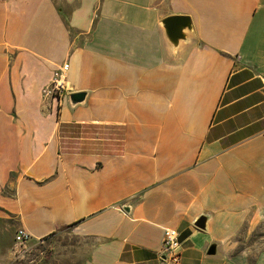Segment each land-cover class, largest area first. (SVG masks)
Instances as JSON below:
<instances>
[{
	"label": "crops",
	"instance_id": "crops-1",
	"mask_svg": "<svg viewBox=\"0 0 264 264\" xmlns=\"http://www.w3.org/2000/svg\"><path fill=\"white\" fill-rule=\"evenodd\" d=\"M63 62L75 106L42 98ZM62 123L121 125L122 151H61ZM263 222L264 0H0V264L19 227L38 264H264Z\"/></svg>",
	"mask_w": 264,
	"mask_h": 264
},
{
	"label": "trees",
	"instance_id": "trees-1",
	"mask_svg": "<svg viewBox=\"0 0 264 264\" xmlns=\"http://www.w3.org/2000/svg\"><path fill=\"white\" fill-rule=\"evenodd\" d=\"M124 127L100 123H62L60 126L61 151L120 153Z\"/></svg>",
	"mask_w": 264,
	"mask_h": 264
},
{
	"label": "built area",
	"instance_id": "built-area-1",
	"mask_svg": "<svg viewBox=\"0 0 264 264\" xmlns=\"http://www.w3.org/2000/svg\"><path fill=\"white\" fill-rule=\"evenodd\" d=\"M68 69V63L63 62L55 69L51 80L43 86L42 98L45 102L56 100L58 103L72 92V87L67 80ZM29 238V233L24 228L19 227L15 230L14 241L18 246H25ZM180 247L181 241L177 229L166 228L163 234L160 253L171 261H178L181 256Z\"/></svg>",
	"mask_w": 264,
	"mask_h": 264
},
{
	"label": "water",
	"instance_id": "water-1",
	"mask_svg": "<svg viewBox=\"0 0 264 264\" xmlns=\"http://www.w3.org/2000/svg\"><path fill=\"white\" fill-rule=\"evenodd\" d=\"M168 38L175 43L179 38L183 37L182 29L191 28V21L188 16L174 15L166 17L162 20ZM87 96L85 91H75L67 95L68 103L71 106H75L82 103ZM205 216H200L195 223L196 226L204 229L205 228ZM219 248L217 242H212L208 249L207 255H217Z\"/></svg>",
	"mask_w": 264,
	"mask_h": 264
},
{
	"label": "rangeland",
	"instance_id": "rangeland-1",
	"mask_svg": "<svg viewBox=\"0 0 264 264\" xmlns=\"http://www.w3.org/2000/svg\"><path fill=\"white\" fill-rule=\"evenodd\" d=\"M264 235V222L255 228L254 230H250L248 235H246V239L243 241V244L247 248H252L255 250L263 246L264 247V239H261V236ZM19 252V259H22L23 264H38L36 262H42L46 256H49V247L47 245H42L38 248H30V247H19L17 249ZM249 257H246V260L253 259L252 251H249Z\"/></svg>",
	"mask_w": 264,
	"mask_h": 264
}]
</instances>
